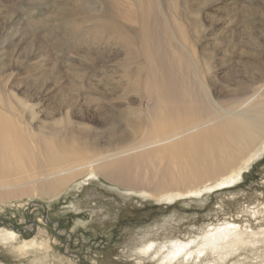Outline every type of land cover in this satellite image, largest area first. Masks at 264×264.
Here are the masks:
<instances>
[{
    "label": "rangeland",
    "instance_id": "1",
    "mask_svg": "<svg viewBox=\"0 0 264 264\" xmlns=\"http://www.w3.org/2000/svg\"><path fill=\"white\" fill-rule=\"evenodd\" d=\"M157 1V15L166 17L159 25H165L173 44L172 36H185L178 40L197 62L209 54V72L199 63L200 78L215 80L208 84L214 96L230 83L229 69H235L234 79L246 80L247 74L240 71L254 58L263 65L257 76L264 75V0ZM77 4L85 21L78 25L86 33L88 16L102 13L104 6L101 0ZM62 7L50 0H0V98L10 107L9 117L33 149L31 133L43 134L50 126L63 130L65 120L73 122V134L82 126L88 130L87 140L103 139L102 149L134 143L140 135L123 122L117 109L145 114L151 104L132 87L141 59L127 62L117 35L67 34V20L55 16ZM10 15L18 20L11 22ZM118 20L127 29L138 27ZM7 107L0 103L2 112ZM125 126L131 134L121 141L116 133ZM28 187L21 197L0 199V264H166L152 256L143 258L136 249L148 241L169 245L196 239L225 221L241 230L264 231V151L235 186L171 203L122 189L99 176L84 175L54 195L38 196L34 185ZM8 230L15 237L7 235ZM257 244L240 248L218 264H264V241ZM211 260L207 255L205 262ZM175 261L168 264H183Z\"/></svg>",
    "mask_w": 264,
    "mask_h": 264
},
{
    "label": "bare ground",
    "instance_id": "2",
    "mask_svg": "<svg viewBox=\"0 0 264 264\" xmlns=\"http://www.w3.org/2000/svg\"><path fill=\"white\" fill-rule=\"evenodd\" d=\"M77 1L81 0L68 6L71 0H50L53 5L68 6L57 8L55 15L67 20V34L87 36L90 31V36L117 35L114 37L125 60L142 61L131 82L142 97L151 100L147 112L117 107L123 122L140 136L118 150H105L103 139L87 140L88 130L82 126L73 134V122L65 120L63 130L50 126L43 134L31 133L33 149L9 117L8 103L0 98L7 107L0 110V199L19 197L30 185L38 196L54 195L84 175L99 176L122 189L169 203L235 186L264 151V75L257 76L262 65L259 57L244 63L240 72L247 74L246 80L234 79L235 69H229L228 81L234 86H220L214 96L208 84L215 80L200 78L199 63L209 72V54L205 52L206 58L197 62L180 42L185 36H172L176 40L173 44L165 25H159L162 16L157 15V0H101L104 11L88 16L91 25L87 34L78 25L85 21ZM118 19L136 22L138 27L127 29ZM17 20L12 18L11 22ZM12 36L20 35L13 32ZM123 130L116 133L121 141L130 133ZM6 234L15 237L12 230ZM261 241L264 231L241 230L236 223L225 221L205 229L196 239L171 241L164 251L165 245L148 241L136 253L166 264L175 260L218 264L240 248ZM207 255L213 260L205 262Z\"/></svg>",
    "mask_w": 264,
    "mask_h": 264
}]
</instances>
